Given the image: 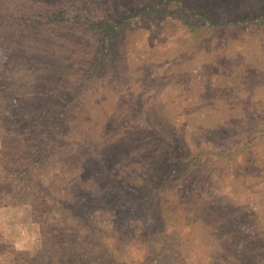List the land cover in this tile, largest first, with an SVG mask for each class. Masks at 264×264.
<instances>
[{
    "label": "rangeland",
    "instance_id": "rangeland-1",
    "mask_svg": "<svg viewBox=\"0 0 264 264\" xmlns=\"http://www.w3.org/2000/svg\"><path fill=\"white\" fill-rule=\"evenodd\" d=\"M0 1V264H68L85 233L114 264H264V0ZM62 4L117 25L110 48L53 20ZM204 11L238 23L207 32ZM103 50L117 65L87 87ZM38 144L34 184L14 179ZM14 184L45 194L53 231L39 198L5 207Z\"/></svg>",
    "mask_w": 264,
    "mask_h": 264
},
{
    "label": "trees",
    "instance_id": "trees-1",
    "mask_svg": "<svg viewBox=\"0 0 264 264\" xmlns=\"http://www.w3.org/2000/svg\"><path fill=\"white\" fill-rule=\"evenodd\" d=\"M65 4H62V6L60 7V12H58V15H54L53 20L59 19L60 17H67L65 16V14L68 13V17L65 20H78V22L80 23V28L82 30H84L85 32H91L96 38H99V42L101 43L100 45V49H108L110 48V44L112 43V41L115 40L116 38V33H117V25L111 23H107L106 21H101L98 19H94V15L91 14H87L86 12L83 11H79L76 8L70 6V7H64ZM197 10V9H196ZM201 10H204L203 8H201ZM4 8L2 5V2L0 1V46L3 47V42H2V37L5 34L6 29L9 27V24L12 23L13 21L8 20L5 18L4 16ZM144 11V10H143ZM143 11H140L136 14H139ZM187 11H190V9H187ZM205 13L203 14H199L198 16V21H196V24H198L197 26L199 28H202L204 30H207V32H211L212 29L219 27V29H223L222 33H226L227 30L231 29V26L236 25L237 20H233V21H229V22H220L218 20H212L210 17V12L208 11H204ZM32 14H39L40 16H42L43 14H45L44 11L37 10L35 9V7H30L28 9H26V11L24 12V15L27 16L28 18L31 17ZM13 18L16 17V14L14 16H12ZM58 17V18H56ZM62 17V18H63ZM248 16L244 17L243 19L247 18ZM257 21V27L259 26L260 29H262L264 27V12H259L258 14H256L254 16ZM239 19L240 23L244 22V20ZM195 32V31H194ZM194 36H197V39H195V44L199 41H197L201 34L200 33H196L194 34ZM190 51V49H188V52ZM117 59L115 58V56L113 55V53H109L106 50L100 51L99 52V57H97L94 62L92 63V75L89 77V79L87 80V82L85 84H87L88 86H95L97 83H102V77L103 75H105L109 68L111 66H116L117 65ZM2 63H0L1 66ZM1 69V68H0ZM1 70H0V77H2ZM52 82H54L53 79H51ZM71 112V108L68 106L65 108L64 114H69ZM114 138L112 137H98V139L96 138V143L94 144V147L97 151H102V150H108L109 148L112 147V145L114 143L113 141ZM41 144V142H40ZM38 144L36 147V150L34 151L33 154L37 155V160L35 161L36 163L32 162L28 164V167H25L23 171H19V172H15V176L14 179H17V176L20 177V173L22 172V174L24 175V177L26 178V183L28 184H34V175H35V170H38L37 166L41 165V163L43 162V157L44 155H41V145ZM31 154V155H33ZM22 161H25V159H22ZM26 162H28V159H26ZM36 164V165H35ZM12 169L16 168V165H11ZM10 169V170H12ZM204 175L205 176H211V175H215L216 174V166L215 165H210L209 167H207V169H204ZM22 175V176H23ZM241 173L238 172L237 176H240ZM23 179V178H22ZM19 182H21L22 180L19 178L18 179ZM101 189V190H100ZM97 189L95 192H97L98 196L102 197V194L104 192L103 188ZM36 191H38V187L35 188ZM44 191V190H43ZM10 195V202L12 203H6L5 207L8 206H21L20 204L24 205V203H19L20 201L17 200V198H21L23 196V198L25 197L27 200V198L29 197L30 200L27 202L29 204H31L32 201L38 200L40 201V205H44V210L43 212L40 213V215H38V217L40 218L39 222L43 225H47L46 228H50L51 231H53V228H55L56 223L53 224V222H55L56 220V214H53L54 210H53V205L52 203H50V201L48 200V198H46L45 194L42 195V192H38L37 196H34L32 194V192H30V189H27L25 187H22L19 184H14L13 188H12V193H4V195ZM2 195V196H4ZM104 202V201H103ZM132 203L135 204V199L132 200ZM104 204V203H103ZM44 215H46L47 217L44 218ZM44 218V219H43ZM88 238V235L85 233L83 235L80 236H76L72 239H69L68 242L65 244L67 245V247L65 246V248L63 249L64 251H62V253L65 256V259L67 260L68 264H114L113 262H109L106 257H110V253H107L106 256H103L104 254H101L99 251L96 250V247L92 245H95L91 240L85 242V239ZM85 242V243H84ZM81 245H84V249H82V253L79 254L77 252V250L79 249V247ZM69 247V248H68ZM72 248L76 251H73ZM238 255L240 254L239 252L237 253Z\"/></svg>",
    "mask_w": 264,
    "mask_h": 264
}]
</instances>
